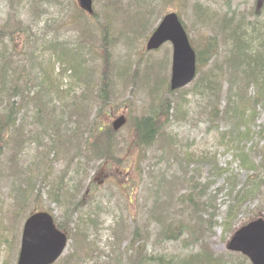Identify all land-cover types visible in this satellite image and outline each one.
Here are the masks:
<instances>
[{
    "label": "rangeland",
    "instance_id": "1",
    "mask_svg": "<svg viewBox=\"0 0 264 264\" xmlns=\"http://www.w3.org/2000/svg\"><path fill=\"white\" fill-rule=\"evenodd\" d=\"M53 1L0 0V54L15 67L20 61L24 74L16 106L0 105L12 123L8 142L0 140V264H16L34 210L49 212L70 236L61 257L67 264H140L144 246L165 258L202 248L226 254L233 232L264 219V140L237 134L263 125L264 101L247 82L240 95L226 82L232 65L220 71L231 57L225 29L264 26V0H154L146 28L126 20L132 6L120 0H93L91 15L77 0ZM168 12L178 14L203 58L193 82L174 92L171 45L145 49ZM55 44L78 54L75 75L58 77ZM52 116L61 120L60 133L50 134L59 145L53 151L42 128ZM120 116L125 123L113 133ZM145 117L156 135L140 147L134 124ZM172 218L185 224L179 241L157 244L159 223Z\"/></svg>",
    "mask_w": 264,
    "mask_h": 264
},
{
    "label": "trees",
    "instance_id": "2",
    "mask_svg": "<svg viewBox=\"0 0 264 264\" xmlns=\"http://www.w3.org/2000/svg\"><path fill=\"white\" fill-rule=\"evenodd\" d=\"M48 2L53 0H47ZM108 2L117 1V0H107ZM121 2H126L128 5L132 6V10L129 12H126L125 17L126 20H139L142 21V23L137 22L139 25L142 26V28H146L148 26V17H150L153 7L155 6V3H153L154 0H120ZM174 0H168V2H172ZM47 2V3H48ZM120 2V3H121ZM198 7L197 4H194L193 7ZM109 7V6H108ZM115 7L112 9L114 10ZM263 8L260 10V14L263 13ZM260 18V16H259ZM239 22H242L239 20ZM259 22V21H258ZM256 23L251 28H247L248 32L244 33L241 28H243V24L238 23L236 26H233V30L228 28V30L225 29L227 35H225V40L231 41L230 49L228 50V54L231 55L225 57V60L220 66L221 69L226 65V67H230L232 72L230 73V77L226 81L229 85H233L236 87L239 95H240V86L242 83L247 82V84L252 85L255 88V94H258V97L260 100L264 101V26L260 25V23ZM224 26V25H223ZM222 26V28H223ZM262 30V32H260ZM50 51L53 53V57L55 61L59 62L62 66L60 70V75L58 77H61L63 74L70 73L69 77L75 75L76 71L73 67L75 61H79L78 54H75V51L72 48L66 49L65 46H58V44L52 45L50 48ZM209 51V50H208ZM73 54V55H72ZM0 105L1 104H11L13 106H16L14 102H11L13 99H16L17 96H19L22 92H20V89L18 88L19 85L23 83L24 74L18 73V66L22 63L18 61L16 63V67L12 65L7 59H9L8 54H0ZM196 56L197 60H203L202 53H200L198 50H196ZM204 57V55H203ZM233 58V60H231ZM231 61V62H229ZM76 70L77 65H75ZM79 72V71H77ZM19 74V75H17ZM44 79H42L43 83H46V85H50L49 75L47 72H44ZM28 78V77H27ZM25 86V85H24ZM102 88V87H100ZM45 89V87H44ZM104 91V88H103ZM101 99H104L105 97L100 94ZM3 100H5L3 102ZM232 99H229V102H231ZM256 105L259 104V101L254 102ZM163 110V108L160 110V112ZM13 112V107L11 109ZM169 112L165 113V116H169ZM8 113V110H7ZM6 117V118H5ZM257 117V115H256ZM5 120L3 121V119ZM254 120H251L252 122ZM61 123V120H58L57 116L50 117L49 120H45L43 127H45L46 135L49 139L53 140L51 138V133L55 134L56 132L60 133L59 125ZM249 123H247L248 125ZM246 125V127H247ZM12 127L11 123V117L10 115H4L3 118L0 117V140L6 139V142H8V139L10 138L11 131L8 129ZM66 129V126H64ZM134 129L137 133V141L138 146L140 147H147L152 145V140L154 136L156 135V131L154 129V125L152 123V118H141L134 124ZM258 130L254 134L251 133V131L247 128L245 131L238 130V136L240 137V141L244 139V141L248 142L250 141V137L252 139V136L258 137L259 139L264 140V122L263 125L259 126L257 128ZM109 133H112L109 131ZM250 136V137H249ZM6 137V138H4ZM61 137V136H60ZM59 137V139H60ZM54 141V140H53ZM232 142V141H231ZM230 142V144H231ZM55 145L52 147H49V150L53 151L54 148L59 147L58 143L55 142ZM108 149V147H107ZM104 150L103 147H94V153L95 154H107L106 150ZM238 151V150H237ZM263 159H264V152L262 153ZM206 158V157H205ZM242 159V163L245 164L243 157H240ZM196 160H200V157L195 158ZM214 160V158H212ZM209 160L210 164L214 165V161ZM196 162V161H195ZM209 164V163H208ZM1 166V164H0ZM253 168V166H252ZM248 170H252L249 168ZM255 171V169H253ZM29 182V188H35V183L32 179L28 180ZM27 182V184H28ZM190 201L192 199L190 198ZM32 213V211H31ZM175 218V217H174ZM161 226V233L160 237L157 238V244L160 243H173L178 242L179 237L181 235L180 228H184L185 224L180 219H171L168 222L165 223V226L163 223H159ZM57 227L61 230L62 228L57 225ZM138 234V231H137ZM70 239V236H69ZM194 240H197L194 239ZM184 249H190L187 247V245L184 246ZM76 253H73V258L75 259L77 254H79L77 248H75ZM178 254V253H177ZM176 254V256H177ZM101 255H104L102 253ZM162 257V256H153L152 254L146 253V246H144V255L142 256V259L139 261L142 262L140 264H250L248 259L245 258L242 255L234 254V253H226L224 255H215L214 253H211L209 249L202 248L200 251H196L195 253H192L191 251H188V255H182L180 253L179 257ZM63 261L64 264L68 263V259L61 258L58 262ZM115 263L119 264V259H115ZM77 264H79L77 262ZM107 264V263H106Z\"/></svg>",
    "mask_w": 264,
    "mask_h": 264
},
{
    "label": "water",
    "instance_id": "3",
    "mask_svg": "<svg viewBox=\"0 0 264 264\" xmlns=\"http://www.w3.org/2000/svg\"><path fill=\"white\" fill-rule=\"evenodd\" d=\"M80 7L92 12V0H78ZM172 45L170 89L177 90L195 77V55L187 35L174 13L167 14L148 39L146 49L157 50L164 43ZM124 123L121 117L113 123L117 130ZM67 245L65 233L57 230L46 213L29 217L23 227L17 264H53ZM227 250L247 257L251 264H264V220L258 219L235 232Z\"/></svg>",
    "mask_w": 264,
    "mask_h": 264
}]
</instances>
